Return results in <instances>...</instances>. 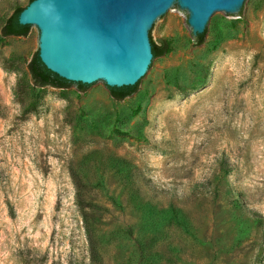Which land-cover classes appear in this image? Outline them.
<instances>
[{"label": "rangeland", "instance_id": "374dc122", "mask_svg": "<svg viewBox=\"0 0 264 264\" xmlns=\"http://www.w3.org/2000/svg\"><path fill=\"white\" fill-rule=\"evenodd\" d=\"M28 3L0 0V35ZM188 17L177 6L153 34L170 52L132 96L46 87L32 113L18 85L39 30L0 40V264H90L72 171L107 209L91 223L103 264L140 245L143 264H264V0L202 45Z\"/></svg>", "mask_w": 264, "mask_h": 264}, {"label": "water", "instance_id": "95a60500", "mask_svg": "<svg viewBox=\"0 0 264 264\" xmlns=\"http://www.w3.org/2000/svg\"><path fill=\"white\" fill-rule=\"evenodd\" d=\"M251 1L34 0L19 23L38 28L39 57L51 72L72 83L123 88L152 69L151 38L177 6L188 12L197 38L222 17H239Z\"/></svg>", "mask_w": 264, "mask_h": 264}, {"label": "trees", "instance_id": "16d2710c", "mask_svg": "<svg viewBox=\"0 0 264 264\" xmlns=\"http://www.w3.org/2000/svg\"><path fill=\"white\" fill-rule=\"evenodd\" d=\"M34 0H29L28 5L33 2ZM26 7H17L13 14L9 16L2 28H1V35L0 40L7 37H27L30 33L31 26H23L19 23V15ZM207 35L206 32L203 35H200L196 38L197 44L202 45L205 43V38ZM151 38V37H150ZM152 43V51L154 55V59L167 55L170 52V47L166 42L161 43L160 45L156 44L153 39L151 38ZM29 70V79H23L18 87L23 95L24 92L27 90L31 91V99L32 102L28 106L27 112L32 113L36 112L39 108V93L41 92L42 88L46 87H54L59 89H67L73 85H76L80 91H86L88 87L91 85H83L81 83H72L69 82L57 74L51 72L47 67L42 63L38 51L33 55L31 61L28 64ZM141 81L133 86V87H123V88H108L112 97L117 100H124L138 91L139 85ZM122 165H129L126 160L118 159ZM225 174H229L228 171ZM72 179L76 188V205L77 208L82 216L84 227L86 230L88 245H89V258L90 264H103V258L99 251L98 243L96 237L94 235V230L92 229L91 223L95 220L101 219L103 216V212L107 209L99 206L95 203L92 197V191L88 190L86 184L80 179V177L72 171ZM175 212L178 214L176 208L174 209ZM251 216L256 221L259 228L264 229V220L260 217L259 214L250 212ZM139 252L141 257L135 262V264H143L144 260V252L145 249L142 245L139 246Z\"/></svg>", "mask_w": 264, "mask_h": 264}]
</instances>
